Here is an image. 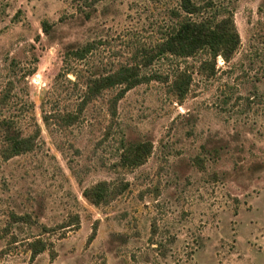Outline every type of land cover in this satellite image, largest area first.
<instances>
[{
    "label": "rangeland",
    "instance_id": "1",
    "mask_svg": "<svg viewBox=\"0 0 264 264\" xmlns=\"http://www.w3.org/2000/svg\"><path fill=\"white\" fill-rule=\"evenodd\" d=\"M214 1L240 34L229 61L159 52L178 0H0V121L34 144L7 157L0 132V264H264V0ZM88 63L145 76L83 105ZM148 141L143 165H120Z\"/></svg>",
    "mask_w": 264,
    "mask_h": 264
},
{
    "label": "trees",
    "instance_id": "2",
    "mask_svg": "<svg viewBox=\"0 0 264 264\" xmlns=\"http://www.w3.org/2000/svg\"><path fill=\"white\" fill-rule=\"evenodd\" d=\"M178 1L181 12L176 14L181 15L182 19L167 34L159 52L168 56L189 58L205 50L215 61L218 56L229 61L241 44L233 13L230 11L224 13L223 10L227 8L224 5L218 6L214 0L203 2L198 0ZM222 12L226 15L218 19ZM43 29L47 34H50L53 24L46 20L43 22ZM93 47L92 43L71 45L65 52V58L84 61ZM88 65L93 73L87 76L84 82L83 105L101 96L105 91L116 89L118 86L123 87V91H127L141 82L145 76L138 67L123 66L119 70L117 68L112 71H105L100 66L91 63ZM73 70L78 82L84 78L83 67ZM175 76L176 79L172 83L173 91L175 92L178 87L180 90L178 96L183 98L188 93L190 85L184 82V75L181 71L176 72ZM117 100L118 97L113 99V105L118 103ZM1 102H8L7 95L2 98ZM76 118V115L73 114L66 117L71 122ZM0 132H2L3 142L8 146L7 157L33 150L34 144L31 138L22 135L21 129L13 119L3 117L0 121ZM152 148L153 143L149 141L125 145L120 156V165L130 169L143 165L152 152ZM105 184L102 183L87 190L85 196L94 204H101L108 196L109 189Z\"/></svg>",
    "mask_w": 264,
    "mask_h": 264
}]
</instances>
